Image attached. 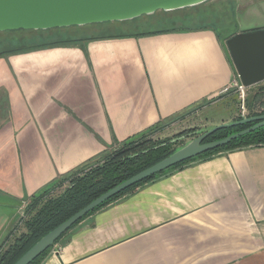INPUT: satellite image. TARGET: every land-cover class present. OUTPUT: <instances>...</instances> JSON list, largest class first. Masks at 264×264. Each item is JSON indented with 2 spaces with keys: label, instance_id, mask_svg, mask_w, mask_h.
Listing matches in <instances>:
<instances>
[{
  "label": "crops",
  "instance_id": "crops-1",
  "mask_svg": "<svg viewBox=\"0 0 264 264\" xmlns=\"http://www.w3.org/2000/svg\"><path fill=\"white\" fill-rule=\"evenodd\" d=\"M227 2L225 21L248 19L242 0L214 3ZM142 34L0 57V243L19 219L6 206L201 104L222 106L220 125L232 123L221 101L233 91L223 90L264 82V28ZM40 264H264V147L142 184L84 218Z\"/></svg>",
  "mask_w": 264,
  "mask_h": 264
},
{
  "label": "trees",
  "instance_id": "trees-1",
  "mask_svg": "<svg viewBox=\"0 0 264 264\" xmlns=\"http://www.w3.org/2000/svg\"><path fill=\"white\" fill-rule=\"evenodd\" d=\"M192 29L195 28L170 27L167 29L153 31L142 35L145 36L162 34L167 32L187 31ZM21 31L25 33H35L37 35V38H39L41 42L37 44L35 43L32 46L2 51L0 52V57L36 49H45L60 45H70L84 41L124 37L117 34L93 36L85 39H60L58 41H47L50 39V36L53 32ZM251 94L252 98H247L245 101V106L248 109L249 113L247 118L264 115V101L260 100L261 97H264V87H260L258 89L255 88L254 90H252ZM256 107H260L262 110L260 112L256 111ZM241 120L242 118L238 117L233 122H238ZM255 124L256 123H252L233 128L221 129L208 137L205 143H211L225 139L231 135L251 128ZM152 131L153 130L147 133H151ZM147 133L117 144V146H119L118 149H114V151H112V149L114 148L113 147L108 152L104 153L99 158L90 161L86 165L73 170L72 172L64 176H59L53 183L45 187L39 193L31 196L29 199L30 203H28L29 205L27 208L30 217L25 224L26 232L16 236L15 234L18 230L16 226L14 230L12 229L11 231H9L6 238H4L2 243H0V264H15L44 236L67 221L69 218L89 205L91 202L178 151L176 149L171 150L168 146L166 147V145H160L158 148H156V150H152L150 153H138L139 156L134 155V157H131L130 155L135 152L137 147H143L147 143H149V141H139L138 143L134 144L135 140L145 138L146 136L144 135H146ZM251 147H264V127L257 129L252 133L239 137L238 139L231 141L223 147L209 151L196 158L178 164L160 174H157L139 184L134 185L133 187L119 193L110 200L106 201L98 208H96L93 212L89 213L87 216L107 206L111 202H114L115 200L121 198L127 193L134 191L142 184L164 175L166 172L180 168L198 159H206L219 153L232 152ZM67 182L70 183V187L65 189L59 195L53 196L55 190L61 188ZM87 216H85L84 218H86ZM81 221H79L78 223H80ZM78 223H76L72 228H74ZM71 229H69L61 238H63ZM58 241L55 243V245L58 243ZM51 248L44 252L31 264H40L42 258L46 256Z\"/></svg>",
  "mask_w": 264,
  "mask_h": 264
},
{
  "label": "water",
  "instance_id": "water-1",
  "mask_svg": "<svg viewBox=\"0 0 264 264\" xmlns=\"http://www.w3.org/2000/svg\"><path fill=\"white\" fill-rule=\"evenodd\" d=\"M209 1L212 0H0V33L19 30L47 31L95 24L127 22L143 16H151L160 11L174 12L197 7ZM238 37L241 38L242 35ZM252 123L256 124L242 132L219 141L205 143L208 137L221 129ZM262 127H264V115L245 118L238 122L221 124L201 134L171 156L91 202L44 236L15 264H31L34 262L44 252L54 246L76 223L119 193L178 164L223 147L231 141ZM23 205L24 203L6 206L13 210L7 212L9 214L20 212Z\"/></svg>",
  "mask_w": 264,
  "mask_h": 264
},
{
  "label": "rangeland",
  "instance_id": "rangeland-1",
  "mask_svg": "<svg viewBox=\"0 0 264 264\" xmlns=\"http://www.w3.org/2000/svg\"><path fill=\"white\" fill-rule=\"evenodd\" d=\"M214 2L215 0H212L197 7L186 8L174 12L160 11L154 15L143 16L127 22L104 23L82 27L47 30L53 32L50 36V39L47 41H58L60 39H85L93 36L117 34H140L167 29L170 27L199 28L210 26L215 29L217 33L223 36L236 31L248 32L264 28V0H242V6H244V9L249 7L251 8L250 16L248 19H245L244 15L237 16L235 13L233 23L225 21L227 17H230V3L227 2L218 4ZM220 15L223 16V18H221ZM39 42H41V40L37 38L35 33H25L21 30L1 32L0 52L32 46L33 44H37ZM260 87H264V82L257 85L255 88L258 89ZM251 93L252 92L250 91H246L244 98H252ZM230 95V97H225L226 99L221 101L223 105L230 106L234 109L233 115H230L226 118L228 120L234 119L236 115L240 117L242 104V99L239 97V94L235 93V91H233V93ZM260 100L264 101V97H261ZM216 107L217 105L212 107L209 106L208 103H204L203 105L201 104L196 106L174 118L173 120L164 123L159 127L161 129L153 130L151 133L144 135L146 136L145 138L135 140L134 144L138 143L139 141H149V143L143 147H137L135 152H133L130 156H139L138 153H150L152 150H156V148H158L160 145H166V147L168 146L171 150L181 149L201 134L220 125L221 117L216 113L221 112L223 107H217L219 108V111L215 110ZM255 110L260 112L262 109L260 107H256ZM235 118L237 119V116ZM118 148L119 146H115L112 151ZM69 187L70 183H65L61 188L55 190L53 196L59 195ZM27 202L30 203L29 200ZM28 203L21 212V217L18 219L17 224H15L16 228L18 229L17 233L15 234L16 236L26 232L25 224L30 217V214L28 213L29 211L27 209L29 205ZM8 233L5 235V238Z\"/></svg>",
  "mask_w": 264,
  "mask_h": 264
},
{
  "label": "built area",
  "instance_id": "built-area-1",
  "mask_svg": "<svg viewBox=\"0 0 264 264\" xmlns=\"http://www.w3.org/2000/svg\"><path fill=\"white\" fill-rule=\"evenodd\" d=\"M230 90H233L235 91V93L239 94V97L242 99V104H241V110H240V117L242 119H245L247 118L248 116V110L245 106V98H244V95L246 93V88L241 84L239 83L238 81H234L230 86H228L225 90H223L222 94H226L228 93ZM28 202H24V205H23V208L20 210L19 212V219L21 217V212L23 211V209L25 208V206L27 205Z\"/></svg>",
  "mask_w": 264,
  "mask_h": 264
}]
</instances>
